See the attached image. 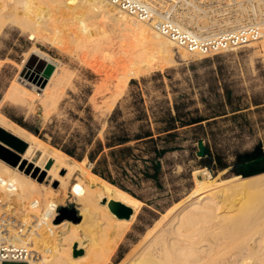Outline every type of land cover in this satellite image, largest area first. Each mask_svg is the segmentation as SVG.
<instances>
[{
	"label": "bare ground",
	"instance_id": "bare-ground-1",
	"mask_svg": "<svg viewBox=\"0 0 264 264\" xmlns=\"http://www.w3.org/2000/svg\"><path fill=\"white\" fill-rule=\"evenodd\" d=\"M244 1L239 0L240 4ZM206 13L189 16V25L200 29L214 25V20L209 24L202 19ZM251 16V21L256 22L264 17V0H254ZM242 22L239 18L234 25ZM7 24L27 29L36 40L50 44L62 56L100 75L101 87H111L113 91L108 110L130 79L174 62L175 52L182 59L194 58L182 47L173 51L169 38L106 0H0V35ZM248 44L259 45L264 62V35ZM29 48L18 66L22 75L6 88L3 99L28 111L40 109L45 119L58 106L72 74L61 60L51 58L38 47ZM32 56L43 61L42 67L28 68ZM0 128L27 144L20 166L0 159V193L6 194L0 199L1 242L24 247L28 264H107L133 221L139 200L112 184L103 186L88 180L91 172L84 160L43 145L1 112ZM0 145L9 148L1 140ZM28 154L44 156L47 163L51 162L50 166H39L50 177L48 185L36 179L38 170L35 176L30 175L23 162L28 160ZM198 172L192 174L194 185L185 200L150 231L125 264H264V171L225 179L209 174L199 179ZM53 181L59 183L58 190L50 185ZM70 185L72 192H77V209L92 215L89 231L82 237L81 224L52 222L55 206L65 199ZM10 195L19 198L15 199L18 203L32 199L39 208L34 212L15 210ZM119 202L132 209L128 219L114 215ZM107 238L110 244L102 248ZM80 250L82 255L73 256Z\"/></svg>",
	"mask_w": 264,
	"mask_h": 264
},
{
	"label": "rangeland",
	"instance_id": "rangeland-1",
	"mask_svg": "<svg viewBox=\"0 0 264 264\" xmlns=\"http://www.w3.org/2000/svg\"><path fill=\"white\" fill-rule=\"evenodd\" d=\"M7 25L0 35V112L45 146L62 151L52 146L50 141L55 140L63 144L70 140L82 145L86 139L92 137V143L85 145L86 151H89L97 139H103L109 124V115L114 108L119 111L115 115L116 120L110 122L109 129L114 130L115 123L123 121L127 131H137L138 125L144 121L136 120V93H140L144 101L152 128L161 125L156 121L160 110L168 107L173 114V105L176 102L185 103L189 110L196 109L204 118L200 123L178 128V134L169 141H157L158 146L165 143L172 150L160 158L161 167L156 180L144 177L143 170L145 166H149V162H143L148 157L147 147L143 145L133 149L134 154H141L139 158L129 157L122 161V176L109 164L112 176L120 177L124 185L141 199L132 195L139 200L135 217L107 264H125V261L132 257L152 230L185 200L194 185V171H199V179L207 174L215 179H225L264 171V62L259 45L248 44L236 51L212 57L182 59L175 52L174 62L130 79L134 82L129 81L113 108L108 110L113 91L111 87H101L100 75L83 63L62 56L50 44H44V41L39 39L37 42L27 29L26 31L14 25ZM172 46L175 51L176 46ZM29 47H38L51 58L61 60L72 74L70 84L62 89L63 94L58 106L50 111L45 119L40 109L28 111L3 99L6 88L22 75L18 66ZM42 65L43 61L38 60L36 56H32L27 62L28 68ZM234 109L237 110L233 111ZM16 120L35 129L37 135L18 124ZM200 145L207 149L208 154H200ZM8 147H4L6 153L0 152V159L12 166H20L25 151L22 153ZM215 155L228 167L223 170L216 169L215 161H212L210 166L202 164L204 156L211 158ZM15 157L18 161L14 164ZM27 159L23 162L30 175L35 176L33 173L38 170L36 179L48 185L50 177L47 178L46 171L41 172L39 166H50L51 162L47 163L46 157L38 154H28ZM82 160L88 169L90 168L88 180L103 186H117L93 172L96 162H90L86 156ZM108 161H111V157H108ZM34 165L38 166L34 168ZM50 185L55 190L59 189L57 181L51 182ZM2 195L6 194L0 193V199ZM13 198L10 202L14 201L15 205L8 202L20 212H34L39 208V204L32 202V199L25 198L18 203L19 198ZM57 199H60L59 195ZM77 202V192H72L70 185L65 199L55 206L52 222L56 224L67 220L81 224L79 234L82 237V234L89 231L92 215L88 211L80 212ZM111 232L109 230V233ZM57 233L60 234L61 231ZM81 240L87 242L84 238ZM102 244V248H105L110 244V239H104ZM80 255L82 250L73 254L75 257Z\"/></svg>",
	"mask_w": 264,
	"mask_h": 264
},
{
	"label": "built area",
	"instance_id": "built-area-1",
	"mask_svg": "<svg viewBox=\"0 0 264 264\" xmlns=\"http://www.w3.org/2000/svg\"><path fill=\"white\" fill-rule=\"evenodd\" d=\"M122 13L149 23L176 47L194 54L193 57H212L236 51L264 35V17L251 21L254 0H106ZM211 24L208 29L189 25L190 17L201 16ZM242 23L234 25L237 19ZM181 21L186 25L182 27ZM24 247L7 246L0 240V262L28 264Z\"/></svg>",
	"mask_w": 264,
	"mask_h": 264
},
{
	"label": "trees",
	"instance_id": "trees-1",
	"mask_svg": "<svg viewBox=\"0 0 264 264\" xmlns=\"http://www.w3.org/2000/svg\"><path fill=\"white\" fill-rule=\"evenodd\" d=\"M171 41V40H170ZM171 44H174L171 41ZM134 82L133 80L130 81ZM143 99L140 93L135 94L134 105L137 110L136 120L144 121L138 125L137 131L130 133L124 126V122H116L115 129L110 130V122L116 120V114L118 109L114 108L109 115L107 128L104 131L103 139H97L93 147L86 151L85 145L92 143V137L86 139V142L82 145H78L76 142L68 141L66 143H58L55 140H51L50 144L69 156L75 158L76 160H82L85 156L90 162H96L93 172L103 179L117 185L121 189H124L131 195L138 199H141L139 195L134 193L131 189H128L124 183L121 181L120 177L114 178L109 169V164L113 166V170L122 176L123 166L122 161L129 157L139 158L141 154H134L133 149L138 148L139 145L147 147L146 153L148 155L147 159L143 162H149V166H145L144 177L149 179H157L159 170L161 167L160 158L163 155L172 150L171 147L165 143L160 146L157 145V141H169L178 134L177 129L186 127L192 124L200 123L204 118L197 113V110L187 109V105L183 102H176L173 105L174 113L170 108H162L160 113L157 115V122L161 125L152 128L150 122L148 121V115L145 111ZM237 109H234L235 111ZM153 114V117L156 118ZM18 124L26 127L29 131L37 135V131L32 127H28L16 120ZM156 135V136H155ZM134 142V145H129L128 143ZM108 157H111V161H108ZM215 161L216 169L223 170L228 167V165L222 161L218 156L208 157L204 156L201 161L204 166H210L211 162Z\"/></svg>",
	"mask_w": 264,
	"mask_h": 264
},
{
	"label": "water",
	"instance_id": "water-1",
	"mask_svg": "<svg viewBox=\"0 0 264 264\" xmlns=\"http://www.w3.org/2000/svg\"><path fill=\"white\" fill-rule=\"evenodd\" d=\"M50 70L51 69L49 68L46 71L45 76H48V74L50 73ZM0 140L3 141L4 143H6L8 146L17 149L20 152L24 151L25 146H26L25 143L21 142L17 137L6 132L2 128H0ZM0 152L6 153L7 150H5V148L2 145H0ZM200 154L201 155L208 154L207 149L204 148L202 145H200ZM17 161H18V158L15 157L14 164ZM113 213L118 218L128 219L130 217V215L132 214V209L129 206L119 202V203H116V207L114 208Z\"/></svg>",
	"mask_w": 264,
	"mask_h": 264
}]
</instances>
